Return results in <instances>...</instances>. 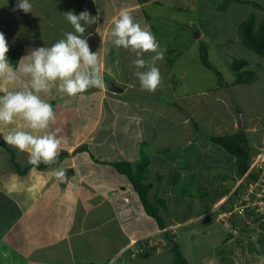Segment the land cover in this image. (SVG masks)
Returning <instances> with one entry per match:
<instances>
[{
    "label": "crops",
    "instance_id": "crops-1",
    "mask_svg": "<svg viewBox=\"0 0 264 264\" xmlns=\"http://www.w3.org/2000/svg\"><path fill=\"white\" fill-rule=\"evenodd\" d=\"M204 1L206 0H201L202 6ZM30 2L33 5L32 12L26 14L20 10L13 11L17 0H0V33L4 34L9 50L15 45L22 46L21 54L14 67L31 49L42 46L50 47L55 43L44 42L43 39H40L41 27L63 30L70 28V31H73L65 19L64 13L73 11L75 14H79L81 11L87 10L92 16L98 17L96 24L87 27L85 36L88 38L89 44L92 42L93 47H100L99 68L105 87L103 89L90 88L84 93L77 94L80 97L79 102H56L55 93L57 90H55V86L49 93H41L42 98L53 105L56 113V122L50 126L49 131H55L58 137L64 141L60 155L54 164L41 163L39 166H33L29 163L27 152H21L5 143L2 134H7L12 128H23L22 120L17 119L13 125H0V133H2L0 134V264H24L25 260L32 264L26 255H30L32 259L35 258L33 264H38L37 260H41L43 257L48 264H111L112 260H120L122 264H151L154 256L156 258L161 252L145 253L135 259L130 255L128 242L130 238L137 237L140 238L139 244L145 245L146 234L158 232L161 227L130 193L131 183L127 176L114 166V162L110 158L113 156L110 155V150L118 153V161H128L129 154L132 163H136L143 154L147 156L148 164L144 170L145 183H150V187L157 192L162 185L164 188L159 196L151 191L148 193L151 202H157L156 197L161 201L158 205L160 216L165 211L167 197L172 196V192L174 193L172 191L164 197L166 189H169L173 183L170 180L171 173H174L173 181L176 180L175 183L179 180L186 185L189 182L191 186L194 184L197 188L208 189L213 204L219 199L225 201L226 199L223 197L227 198L242 180V178H235L233 155L210 138L215 135L240 133L235 110L231 108L232 111H230L226 107L229 96L223 93L225 91L219 83L216 90H219L220 96L213 91L212 87L210 91L196 89L192 92L175 89L173 85L174 73L171 67L172 48L170 45L162 47L155 32L160 29L156 27H161V23L162 28H166L168 23H173V26H179L183 30L188 26L192 32L197 30L193 25L198 23L199 27L202 21V17L197 15L199 8L197 1L30 0ZM121 9L130 11L135 21L149 29L159 45L166 49L164 59L157 63L163 83L154 93L141 90L138 78L134 74L137 69L132 63L136 59L135 54L115 46L114 38L110 35L114 27L113 21L118 17ZM200 13L203 12L200 10ZM182 14L183 19L181 20ZM232 25L235 28L237 26L236 23ZM33 29L36 30L32 31ZM88 33L91 35L88 36ZM29 34L38 35L39 38L29 36ZM201 37L202 33L196 32V39ZM220 39L222 40L221 37ZM220 39L218 40L221 41ZM226 49V52L230 51L229 48L226 47ZM92 51L96 52L97 50L93 49ZM226 52L224 49V56L228 59ZM150 55L152 54L146 53L144 58L147 59ZM107 79L109 80L107 81ZM111 80L122 87V91L109 90L107 86ZM3 84L0 81V93L13 87L9 85V89L4 91ZM232 84L236 83L232 81ZM124 95L126 97L123 98ZM205 96L208 97V100H211L213 96L223 103L224 115L211 116L207 110L205 113L202 112L205 109L203 106L199 111L201 115L196 117L193 114L189 118L187 112L194 113V109L199 108V104ZM69 97L74 99V96ZM223 97L225 99H222ZM93 106L97 107L95 115L91 114ZM125 109H128L127 112ZM86 113L88 115L85 116ZM126 116L132 119L131 126L135 136V142L132 143L134 149H132L131 142L126 141L127 145H122L125 134L119 138L121 143L113 138V129L125 130ZM201 116L211 124L202 132L199 131L202 129ZM172 118L179 119L171 125L169 121ZM144 120L154 121L157 126L153 123L152 127L142 131ZM61 122H65V128H61ZM162 125L165 127H161ZM167 126H169V130H166ZM104 128L105 131L102 133ZM129 128H131L130 125ZM61 129L64 130L62 134ZM263 141L264 132L262 134ZM261 144H255V146L259 147ZM107 150H109L108 157H105ZM86 156L88 159L85 160ZM205 167H213L212 170L220 172L226 168L229 175L219 177L217 172L212 175L204 173V178L201 172ZM57 169H62L65 172L63 178H58L55 175ZM215 181H220L219 191L214 189ZM73 182L74 184H72ZM156 182H162V185L161 183L157 186L154 185ZM56 186L65 187L66 190L68 189V193H61L60 189L53 190V187ZM226 189L229 190L226 193L215 194ZM113 192L129 196L130 203L127 207L134 206L133 214L115 213L117 209L108 199V196ZM179 196L182 199L180 202L189 204V207L195 202L193 199L190 200L188 194L180 192ZM62 197L67 198L68 204V214L63 217L58 216L55 212V206L64 203L65 199ZM93 199L98 202L92 203ZM78 203L83 206H86L85 203H92L87 205L91 208L94 206V209L88 212V208L83 214H78L75 210ZM223 203L219 205V208H223L221 206ZM32 207L34 209H31ZM37 208L41 212L39 218L46 217V221L48 219V221L54 222L55 226L39 228L40 222L36 218L28 216L30 210L33 211ZM214 211V208H208L200 214L186 212L181 222L172 218L164 219L162 227L167 228L169 225L180 224L179 228H182L179 230L178 238L183 240L186 234L189 237L193 235L191 233L193 230L188 226L190 222L199 217H203V219L209 217V214ZM89 213L90 216L96 214L97 219L91 220L92 222L81 220L78 225L76 218ZM117 215L122 216L124 223L122 226H119L121 223ZM17 217L22 225L20 228L15 226ZM163 217L161 216L162 219ZM261 220L264 221V218L260 217L259 220H254L253 217L250 219V221L259 222ZM182 224L185 225L182 226ZM205 224L207 225V223ZM183 228L184 231H182ZM204 228L206 227L202 225V229ZM44 229L45 231L52 230V233L45 234ZM96 239L109 250L106 253L108 257L92 256V259L87 258L88 260H86L87 250L92 253L100 247L99 244L92 246L93 240ZM4 241L9 245L7 249ZM47 250L53 251L55 255L45 254L44 252ZM36 253L39 254L38 259ZM58 253L62 255L57 256ZM76 256L82 257L83 262H75Z\"/></svg>",
    "mask_w": 264,
    "mask_h": 264
},
{
    "label": "rangeland",
    "instance_id": "rangeland-1",
    "mask_svg": "<svg viewBox=\"0 0 264 264\" xmlns=\"http://www.w3.org/2000/svg\"><path fill=\"white\" fill-rule=\"evenodd\" d=\"M113 1L115 2V0ZM196 1L199 6L197 15L199 17H202V21L199 24L200 29L198 27V23L193 25L194 29H197L194 32H192L190 26L185 27V29L183 30L179 26H173V23H168L166 25V28H162V23L161 27H156L160 28L155 31L160 45L162 47L170 45L172 48L171 56L173 60H171V67L174 73V88L177 90H186L187 92H192L196 89L200 91H210V88L212 87L213 91L215 93L217 92V94L220 96L219 90L216 89L218 88V83L222 85L223 90L225 91L223 93L229 96V100L226 103V107H228L230 111H232V109L235 110V114L238 119V124L240 126L238 127L240 128L241 137L247 140V146L250 151H252V156H254V153L257 152L260 148V146L257 147L255 146V144H264V141L262 142V134L264 132V55L260 56L259 54H256L252 50L240 44L238 37H236V28L233 27L232 24H237L239 20L245 17V12H243L245 9L249 11L248 15L253 14L255 15V17L264 16V11L261 13L260 10H255V8H252L253 2H251V4L246 3L244 4V6H238L234 3V1H231L224 8V10H221L219 5L222 4V0H206L203 3L204 7L201 4V0ZM254 1L256 3L260 2V0ZM248 2H250V0H248ZM200 10L203 13H200ZM259 14L262 15L260 16ZM182 19L183 14L181 15V20ZM35 30L36 29H33L32 31ZM68 31H70V28L63 30L59 28L53 29L41 27L40 39H43L44 42L54 43L57 42L59 39L63 38V34ZM198 31L202 33V37L196 39V32L198 33ZM219 32L222 40L224 42L227 40L225 43L220 39ZM30 35L31 34H29V36ZM31 36L39 38L38 35ZM218 39H220L221 41H219ZM89 45L91 50L96 49V52L98 53L101 51L100 47H93L92 42H90ZM226 47L229 48L230 51L226 52ZM224 49L227 53L226 55L229 57L228 59L224 56ZM232 56L236 59H245L248 61V64L244 66L241 70L247 69L251 70L252 72H255V76L249 82L232 84V81H234L235 79L234 73L230 66V63L233 60V58H231ZM108 80L109 79H107V81ZM9 87V85L3 84L4 91L8 90ZM55 90H57L56 86ZM55 94V100L59 103H62L63 101H80V97L78 95L74 96V99H70V97L66 93L59 92L58 90ZM124 97L126 96L124 95L123 98ZM222 99L225 98L223 97ZM203 106H205V109H203L202 112L205 113L207 110L209 111V115L211 116L218 114L224 115L225 113V110L223 111V103L213 98V96L211 100H208V97L205 96L204 99L201 100L199 108L194 109V113L191 111L187 112L189 118L193 116V114H195L196 117L201 115L199 111ZM96 109V106H93L91 108L92 115H95ZM127 110L128 109H125V112H127ZM86 115H88V113H86L85 116ZM200 118L202 129H199V131L202 132L205 130V128L211 126V124H209L208 121L202 119V116ZM178 119L179 118H172L169 123L172 125L173 122ZM125 122L126 128L124 131L113 129V138L115 140L120 141L119 138H122L123 134H125L122 145H127L126 141L131 142L132 145V143L135 142L134 130L131 126L132 119L126 116ZM143 122L144 128L142 131H145V129L148 127H152L153 123L155 124V126H157L154 121L144 120ZM129 125L131 128H129ZM60 126L61 128H65V122H61ZM161 127L165 126L162 125ZM105 128L102 129V133H104ZM166 130H169V126L166 127ZM63 132L64 130L61 129V134ZM132 149H134L133 145ZM108 152L109 150H107V152L105 153V157H108ZM110 155H113L110 158L114 163L118 162V153L116 151L113 152L110 150ZM127 158V160L131 162L132 159L130 160V154ZM86 159H88V156L85 157V160ZM252 160H254L253 157ZM122 163L123 162L120 163L121 167H125ZM212 169L213 167H205L204 171L201 172V175L204 178V173L212 175L217 172L219 177L229 175V171L226 168L222 169L221 172ZM173 177L174 173H171L170 180L173 183H171L169 189H166L164 197L167 194H170V192L172 191H174V193L172 192V196L167 197L166 199V208L165 211H163V215H161L164 216L163 219L161 218L162 222H164V219L167 220L168 218H172L181 222V220L184 219V214H186V212H195L197 214H200L208 208L215 209L214 212L209 214V217H205L204 219L203 217H199L197 220H193L192 222H190L188 226L190 229L193 230L191 232L193 235L189 237V235L186 234L183 240L180 237L178 238L179 230H181L182 228H179L180 224L169 225L168 228L171 229L178 227L176 228L178 232L174 231V233H171V235L176 240L178 248L181 251L182 255L187 258V264H261V260L264 259V233L261 230L264 228V221H249L248 219L244 218L241 214V216L236 214L235 220L231 223L226 224L225 221H223L224 219L218 217V213L220 211H224V209L219 208V205L224 201L219 199L213 204V200L208 192V189L203 190V188H197V186H195L194 184H192L191 186L189 185V182L186 185L184 182L179 180L175 183V181H173ZM167 178H169L168 175ZM159 183H161L162 185V182H156L154 183V185L157 186L159 185ZM72 184H74V182ZM215 184L216 187L214 189L216 191H219L220 181H215ZM58 189H60L61 193H68V189L66 190L65 187H53V190L55 191ZM129 191L130 193H132L134 199L137 200V196L134 191L132 189H129ZM149 191L154 192L159 196V193L163 192L164 188L162 185V187L157 192L156 190H153L152 187H150L149 183L147 188L148 198ZM180 192L183 194H188L190 200L193 199V201H195L194 203H192L191 207H189L190 205L187 203L180 202L182 201L181 197L179 196ZM211 192H213L212 189ZM122 196L123 195L118 192H113L111 195L108 196L109 202L117 209L115 213L133 214L135 211L134 206L127 207L128 201L123 203L120 200ZM225 197L223 198L226 199ZM64 199V203H60L61 205L57 207L55 206V212L58 216L61 217L66 216L68 214L67 198ZM156 199H158V197H156ZM96 202L98 201L95 199L92 200V203ZM92 203H85L86 206L80 205L78 203L76 205L77 208L75 209L76 213L83 214L85 210H88V208V212L93 211L94 206L91 208V206L89 207L87 205ZM31 209H34V207H32ZM119 209L121 210L118 211ZM29 212L30 213L28 214V216L34 217L38 222H40L38 224L39 228H42V226H55L54 222L48 221V219L46 221V217L42 216L41 218H39L41 214L40 209L37 208L36 210H30ZM117 217L121 223L119 226H122L124 224L122 222V216L117 215ZM95 219H97V215L94 214L93 216H90L89 213L86 215L84 214L83 216H78V218H76V222L78 223V225H80L81 220H85L86 222L91 220L94 221ZM205 223H207V225ZM184 225L185 224H182V226ZM202 225L206 228L202 229ZM15 226H18V228L22 226L18 217L15 222ZM123 229L126 232V229L124 227ZM182 231H184V228L182 229ZM44 232L45 234H49L52 233V230L45 231L44 229ZM229 233H231V236H229ZM4 244L7 249L9 245L5 243V241ZM97 244H99L100 247H98L96 251H93L92 253H89V250L86 251V260H88L87 258L92 259V256L99 257L100 255H103L104 257H108V254L106 253H108L109 250L106 248V246H104V244L101 242H97V239L93 240L92 246H97ZM171 245V241L169 243L165 242L164 244H162V246L160 243L157 242L155 244V249L152 253L154 254L157 252H161V254L157 255L156 258L154 256L151 264H175V253L173 249H171ZM156 246L158 248H156ZM1 249L4 248L1 247ZM44 253L50 254L52 256L55 255L51 250H47ZM35 255L38 259L39 254L36 253ZM60 255L62 254H57V256ZM26 256L30 259L31 263L33 264L35 258L32 259L30 255ZM131 257L138 258L139 256L136 255ZM43 258L41 260H37L38 264H48ZM75 262H83V258H79L76 256ZM24 264H29V262L25 260ZM111 264L122 263H120V260H112Z\"/></svg>",
    "mask_w": 264,
    "mask_h": 264
},
{
    "label": "clouds",
    "instance_id": "clouds-1",
    "mask_svg": "<svg viewBox=\"0 0 264 264\" xmlns=\"http://www.w3.org/2000/svg\"><path fill=\"white\" fill-rule=\"evenodd\" d=\"M32 7L30 0H17L13 11L20 10L27 14L32 12ZM64 17L73 31L65 32L63 38L50 47L31 49L19 60L16 67L9 62L6 55L9 51L8 43L4 34L0 33V81L13 86L0 93V125H13L17 119L24 122L23 128H12L7 134H0L6 144L21 152H27L29 163L33 166L56 163L64 142L55 131H49L50 126L56 122V113L53 105L43 99L41 93H49L54 85L59 92L68 96H76L90 88L105 87L99 68L98 52L90 49L88 38L85 36L87 27L96 24L98 17L92 16L87 10L79 14L68 11L64 13ZM113 23L110 35L114 38L115 46L135 54L136 59L132 63L137 69L134 74L138 78L140 88L154 93L163 83L157 63L164 59L166 49L159 45L149 29L135 21L127 9H121ZM90 35L91 33H88V36ZM146 53L152 55L145 59ZM55 175L63 178L65 172L57 169ZM120 200L130 203L126 194ZM167 229L171 228H160L158 232L151 234L157 235ZM131 240H135L139 245L140 238L129 239L128 249L131 256L150 253L147 249L133 254V245L129 244ZM154 249L155 246L152 247V250ZM261 264H264V259Z\"/></svg>",
    "mask_w": 264,
    "mask_h": 264
},
{
    "label": "trees",
    "instance_id": "trees-1",
    "mask_svg": "<svg viewBox=\"0 0 264 264\" xmlns=\"http://www.w3.org/2000/svg\"><path fill=\"white\" fill-rule=\"evenodd\" d=\"M234 1L238 6H244V4L248 3L251 4L253 2L252 8L255 10H260L261 13L264 11V0L261 2L256 3L254 0L248 2V0H222V4L219 5L221 10L231 2ZM245 12V17L239 20L236 26L237 37L239 43L242 44L244 47L252 50L256 54L260 56L264 55V16L259 14L261 17H255L253 14H249V11L246 9L243 11ZM22 51V46L15 45L11 48L8 53L6 54L9 62L14 67L19 59V56ZM248 64V61L245 59H236L233 58L232 62L230 63L231 69L234 73V83H244L249 82L254 76L255 72L251 70H241L244 66ZM251 75V77H250ZM213 142L223 147L228 153L233 155L235 158V178L240 179L242 178L241 182L232 190L229 196L226 198L224 203L221 205L225 211H229L233 209L235 206H241L243 204H249L254 201L255 192L248 193V185L250 182L254 183L259 181L260 178H264V167H253L251 169L250 165L252 163V154L250 149L247 146V140L241 137V133H233L228 135H215L210 137ZM257 152L254 153V155ZM13 159V158H12ZM14 162V161H13ZM125 167H121L120 163ZM15 163V162H14ZM114 166L120 172H123L127 178L129 179L130 183H132V190L135 192L137 196V200L141 203L142 207L145 211L154 217L159 225V227L163 228L162 220L158 213V205L161 202L157 199V202H151L147 197V188L148 184L145 183L144 179L146 177L145 168L148 164L147 156L143 154L140 159L136 163H132L130 161H118L113 163ZM16 165V163H15ZM176 181V180H175ZM261 181V180H260ZM259 186L254 188V191H257ZM229 190L221 191L220 193H215L216 195L223 194L228 192ZM248 194V195H247ZM248 196V199L246 198ZM253 210L250 207H245L244 211L242 212H233L229 215L228 223H231L235 220L236 214L242 215L244 218L250 221L252 217ZM256 214V213H255ZM240 215V216H241ZM260 217L264 218L263 214H256L254 216V220H259ZM263 222V221H262ZM264 227V224H263ZM178 228V227H176ZM176 228L167 229L162 233L155 235V241L160 243L161 246L165 242L169 243L171 241V249H173L175 253V264H187V258L182 255L181 251L178 248V244L174 237H172L171 233L178 232ZM264 233V228L262 229ZM231 236V233H229ZM162 238L163 241H159V238ZM168 238V240H167ZM170 249V250H171ZM152 248L147 250V252H153ZM131 255V251H130Z\"/></svg>",
    "mask_w": 264,
    "mask_h": 264
},
{
    "label": "built area",
    "instance_id": "built-area-1",
    "mask_svg": "<svg viewBox=\"0 0 264 264\" xmlns=\"http://www.w3.org/2000/svg\"><path fill=\"white\" fill-rule=\"evenodd\" d=\"M252 161L253 162L251 163V168L257 167V166L264 167V144L260 147L259 151L257 152V154L254 157V160H252ZM256 186H259V189L257 191H254V188ZM247 188H248V193L255 192L254 194H255L256 199L249 204L247 203V204H243L241 206H235L233 209H231L229 211H220L218 213L219 218H222V219H224L223 221L227 222V219H228L229 215H231V213L242 212V211H244L245 207L252 208V210L254 212V213H252V217L256 216L257 213L258 214L264 213V178H260L259 181L254 182V183L250 182V184L248 185ZM246 198L248 199V196ZM124 199H126V197ZM154 237H155V234H147L144 237V239L146 240L145 245L136 244L135 240H137V239L131 240L129 244L133 245V247H132L133 254L140 253V252L146 251L147 249L154 247L155 244L157 243L155 241ZM159 241H163V239L160 237Z\"/></svg>",
    "mask_w": 264,
    "mask_h": 264
},
{
    "label": "water",
    "instance_id": "water-1",
    "mask_svg": "<svg viewBox=\"0 0 264 264\" xmlns=\"http://www.w3.org/2000/svg\"><path fill=\"white\" fill-rule=\"evenodd\" d=\"M107 88H108L109 90H111V91H114V92L122 91V87L116 85L115 82L112 81V80L108 82V86H107ZM241 120H242V119H241ZM241 124H242V123H241ZM241 124H240V125H241Z\"/></svg>",
    "mask_w": 264,
    "mask_h": 264
}]
</instances>
